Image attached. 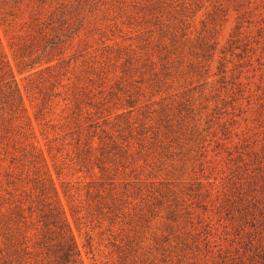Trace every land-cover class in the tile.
<instances>
[{
	"label": "rangeland",
	"instance_id": "1",
	"mask_svg": "<svg viewBox=\"0 0 264 264\" xmlns=\"http://www.w3.org/2000/svg\"><path fill=\"white\" fill-rule=\"evenodd\" d=\"M48 178L82 264H264V0H0L1 244Z\"/></svg>",
	"mask_w": 264,
	"mask_h": 264
},
{
	"label": "trees",
	"instance_id": "2",
	"mask_svg": "<svg viewBox=\"0 0 264 264\" xmlns=\"http://www.w3.org/2000/svg\"><path fill=\"white\" fill-rule=\"evenodd\" d=\"M4 75L11 76L9 68L4 71ZM47 180L48 186L45 191L50 195H46L45 198L44 206L46 208L42 212V226L30 239L27 234L29 233L27 226L25 229H20L7 224L3 229L5 241L0 243V264H12L19 253L26 250L30 245L37 248L39 253L43 255L41 258L43 261L40 264H82L64 211L57 197H54L56 190L52 181L49 178Z\"/></svg>",
	"mask_w": 264,
	"mask_h": 264
}]
</instances>
